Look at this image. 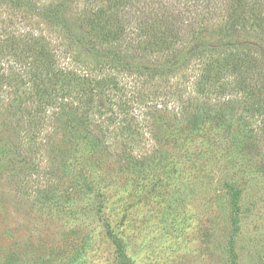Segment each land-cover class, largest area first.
Wrapping results in <instances>:
<instances>
[{"label": "rangeland", "instance_id": "obj_1", "mask_svg": "<svg viewBox=\"0 0 264 264\" xmlns=\"http://www.w3.org/2000/svg\"><path fill=\"white\" fill-rule=\"evenodd\" d=\"M114 2L0 0V40L8 26L38 34L68 50L60 67L87 71L93 81L114 76L125 87L105 85L87 94L90 103L85 93L81 110L71 112L56 101L43 107L16 68L4 69L10 81L0 90V264H264V134L254 117L225 109L217 87L202 81L206 98L193 83L210 58L223 62L228 52L218 47L206 61L171 70L193 33L218 39L228 0L120 2L131 30L102 44L133 63L168 70L151 76L88 54L104 39L87 18ZM60 3L62 21L51 23L42 10ZM157 11L189 35L144 58L137 45L147 37H135L130 21ZM18 87L23 96L16 99ZM126 100L135 107L131 131L118 122Z\"/></svg>", "mask_w": 264, "mask_h": 264}, {"label": "trees", "instance_id": "obj_2", "mask_svg": "<svg viewBox=\"0 0 264 264\" xmlns=\"http://www.w3.org/2000/svg\"><path fill=\"white\" fill-rule=\"evenodd\" d=\"M122 1H127L129 4L131 0H115V6L112 8L100 7L95 10L93 18H87L88 24L93 27L101 39H104L99 41V44L92 45L93 48H88L90 50L88 54H91L95 59L109 58L110 65L122 71L137 72L140 75L146 72L149 76L153 73L163 75L168 70L163 68L162 64L158 66L157 63L151 65L133 63L122 51L114 52L108 48L106 50L102 44L106 42L108 45L114 41H120L131 30L123 11L120 12V2ZM29 2L33 4V1ZM131 4L134 5L133 2ZM65 5L60 3L55 7L44 8L42 14L51 23L59 24L65 14ZM138 16L130 23L135 29V21L138 30L135 37L138 34H145V38L147 37L137 45L139 51L144 53V58H154V56L164 54L179 39L185 40L189 35L188 29L187 34L183 29H178L181 26H176L174 22H170L165 11ZM141 19L143 26L139 27L137 21ZM225 19V24L218 30V33L221 34L215 41L201 34L195 35L193 33V36L190 35L189 46L182 58L178 60L180 64L177 68L176 66L171 67V70L184 68L193 60L203 59L206 61L218 47L223 48L228 52V57L223 62H215L213 58H210L211 62L207 64L211 67L202 68L200 76L195 77L193 83L199 88H203L201 94L206 98L210 89L205 86L217 87L215 89L216 94L227 97L223 100V102L227 100L225 109L234 112L239 108L250 118L254 117L258 122L257 129L264 134V0H228ZM66 22H63L64 29L65 27L68 28ZM145 23H149L148 26ZM11 30V26L5 28L4 37L0 40V90L3 79L10 81V76H7L4 69L16 68L19 72L16 73V76L20 74L21 82L30 84L29 94L39 100L38 102L43 107H47L48 104L56 101L62 106H69L73 112L81 110L85 104V93L86 98H88L87 94L90 97L94 95L93 92L96 90L105 88V85L107 87L112 85L113 88L119 90L125 88L123 86L118 88L119 81L115 80L116 77L114 76L110 78L101 77L93 81L88 76L87 71L81 73L82 69L69 68L67 65L60 67L63 64L60 60L68 54V50L59 52L51 46L50 41H46V38L38 36V34L33 36L29 32L23 33L16 30L12 32ZM71 39L75 42L81 40L80 38ZM154 53L156 55L153 56ZM3 57H7V59L2 60ZM11 62L12 64H10ZM202 81H204V87H201ZM12 93L15 98L17 97L16 99L23 96L19 92V87L16 90L14 88ZM66 95L71 96L74 101L65 100ZM218 100L222 101L220 98ZM86 101V103H90L89 98ZM8 105L12 110L17 108L15 101L8 102ZM134 109L135 107L128 100L123 102L118 122L125 131L134 130L133 121L137 125ZM137 127L135 131H140V127ZM95 137L99 138V136Z\"/></svg>", "mask_w": 264, "mask_h": 264}]
</instances>
